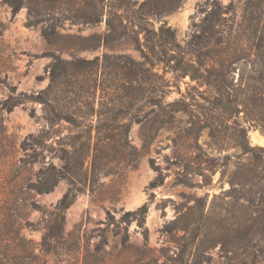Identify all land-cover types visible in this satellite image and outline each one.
Here are the masks:
<instances>
[{
  "label": "rangeland",
  "instance_id": "obj_1",
  "mask_svg": "<svg viewBox=\"0 0 264 264\" xmlns=\"http://www.w3.org/2000/svg\"><path fill=\"white\" fill-rule=\"evenodd\" d=\"M144 1L130 0L134 9ZM204 1L185 0L172 14L150 17L147 32L137 35L139 46L122 43L111 48L99 45L79 49L80 41L107 34L105 18L96 25H84L76 21L75 3L72 7L58 5L54 13L37 17L51 19L44 22L45 26L52 24L54 32L53 43H49L41 33V24L27 27L26 8L13 14L0 0L2 245L15 247L21 238L29 240L27 247H32L37 256L31 264H237L246 255L247 242L261 236L247 234L248 187L234 197L225 192L233 165L243 157L241 143L264 147V110L258 105H248V110L241 107L239 102L249 92L240 90L231 65L221 75L223 86L231 91L218 94L201 80L165 72L150 52V46L156 45V54H162L164 49L157 48V41L167 40L166 30L172 32L177 45L185 48L205 16ZM214 1L229 10V21L223 22L226 27L222 30L234 25L238 31L232 34L229 45L234 36L250 42L252 31L247 28L251 22L243 23L242 17L246 13V18L264 22V0ZM194 49L206 56L214 49L213 42L210 47L209 43H201ZM51 54L62 59L114 54L139 63L149 60L159 77L152 84L154 105L143 108V118L130 126L126 154L131 156L108 165L106 176L85 179L82 193L65 212L62 239L51 244L50 253L45 254L40 244L43 221L72 184L66 178L60 179L46 193L36 192L33 186L40 172L49 167L57 171L63 166L55 140L67 134L66 124L61 122L49 130L40 104L24 102L7 112L3 103L11 95H36L46 88ZM249 55L252 62L253 52ZM201 60L209 64L205 61L208 59ZM88 167L89 161L84 163V171ZM157 177L158 185H151ZM179 178L189 180L193 187L180 185ZM143 206L146 212L142 226L131 221L124 242L117 235L123 226L105 228L108 215L118 220L123 213ZM176 218V226L187 228L186 233L175 231L171 223ZM11 222L19 228L17 236L7 231ZM194 235L198 237L193 242ZM185 247L188 252L182 256Z\"/></svg>",
  "mask_w": 264,
  "mask_h": 264
},
{
  "label": "trees",
  "instance_id": "obj_2",
  "mask_svg": "<svg viewBox=\"0 0 264 264\" xmlns=\"http://www.w3.org/2000/svg\"><path fill=\"white\" fill-rule=\"evenodd\" d=\"M75 1L3 0L13 14L26 8L27 27L41 24V33L49 43H53L54 32L52 24L45 26L44 22L51 19L37 17L54 13L58 5L72 7L75 3L78 6L75 8L78 18L76 21L84 25H96L105 18L107 34L101 38L90 37L80 41L77 44L79 49H94L99 45L111 48L122 43L139 46L137 35L147 32L148 19L172 14L185 0H145L137 9L133 8L130 0ZM202 9L205 16L197 26L199 30L193 32L191 41L185 48L176 44L170 30H166L169 35L166 41H157V48L164 49L162 54H156V45L150 46L155 61L162 65L165 72L180 77L188 75L191 80H201L218 94L228 89V86H223L221 75L223 72L225 74L226 68L231 65L233 69L230 71L236 74L240 90L249 92L248 96L239 102L241 107L248 110V105H258L259 109L264 110L263 20H250L244 13L243 23L251 22L250 28H247L252 31L251 41L234 36L230 46L228 42L232 39V34L238 31L234 25L227 26L229 30H222V27H226L223 22L229 21L228 7L218 1L209 3V0H206ZM236 28H239L238 25ZM200 34H203V39ZM211 42L214 49L209 50L206 56H201L194 49L201 43H209L210 47ZM250 52L254 54L252 62ZM201 58L208 59L205 61H209V64H205ZM50 59L46 71L49 82L45 89L36 95H11L3 103V109L7 112L24 102L38 103L49 130L61 122L66 124L67 134L57 136L55 140L60 149L63 166L57 171L54 167H49L40 172L39 180L33 186L36 192L46 193L51 191L60 179L66 178L72 184V188L61 197L53 211L48 213L47 220L43 221L40 244L45 254L50 253L51 244L62 239L65 212L82 193L81 186L85 179L89 176L104 177L108 174V165L120 158L131 156L126 154L130 126L143 118V108L154 105L152 84L153 79L159 77L153 72V62H134L124 55L103 54L92 59L71 56L70 59H62L56 54H51ZM241 149L243 157L233 165L234 170L229 173V189L225 193L234 197L240 189L248 187L245 191V194L249 195L245 199L249 210L246 216L249 223L247 234L254 236L258 233L261 236L258 240L247 242V253L237 264H264V147L242 142ZM87 161L89 167L84 171L83 166ZM182 167L183 170L186 169ZM224 167H227V164ZM224 175L222 172L221 177ZM159 180L160 177H157L151 185H158ZM188 181L179 178L178 183L184 187H193ZM195 201L199 202L201 199L196 198ZM145 212L146 208L143 206L136 211L123 213L118 220L108 215L104 221L105 228L110 225L117 229L123 226L117 235H121L120 239L124 242L127 239L129 223L136 220L141 227ZM177 222L178 218L171 223L175 226V231L186 233L187 228L176 226ZM6 228L16 236L19 234V228H15L12 222ZM100 236L104 237L103 231ZM197 237L194 235L191 240L194 242ZM184 238L182 236V239ZM29 243V240L21 238L15 247H11L2 245L0 241V264H31L36 261L34 249L27 247ZM187 252L188 248L185 247L181 250L182 256Z\"/></svg>",
  "mask_w": 264,
  "mask_h": 264
}]
</instances>
